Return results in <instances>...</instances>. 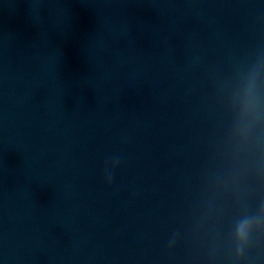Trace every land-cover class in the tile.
Instances as JSON below:
<instances>
[{
    "label": "water",
    "instance_id": "water-1",
    "mask_svg": "<svg viewBox=\"0 0 264 264\" xmlns=\"http://www.w3.org/2000/svg\"><path fill=\"white\" fill-rule=\"evenodd\" d=\"M0 264H264V0H59Z\"/></svg>",
    "mask_w": 264,
    "mask_h": 264
}]
</instances>
